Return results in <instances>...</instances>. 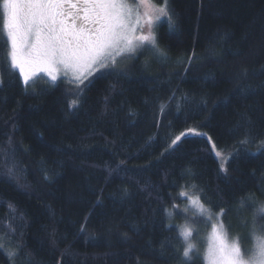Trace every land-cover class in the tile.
<instances>
[{"label":"trees","instance_id":"16d2710c","mask_svg":"<svg viewBox=\"0 0 264 264\" xmlns=\"http://www.w3.org/2000/svg\"><path fill=\"white\" fill-rule=\"evenodd\" d=\"M169 4L174 26L157 28L164 55L143 51L112 75L97 73L71 110L72 84L24 86L0 28V146L15 148L22 170L18 182L0 175V236L21 244L31 264H178L169 249L182 216L170 201L186 180L213 211L229 209L228 228L253 223L264 202V0ZM249 132L253 142L241 145ZM209 138L229 157L227 173ZM191 264H204L199 252Z\"/></svg>","mask_w":264,"mask_h":264},{"label":"snow or ice","instance_id":"6c2138e0","mask_svg":"<svg viewBox=\"0 0 264 264\" xmlns=\"http://www.w3.org/2000/svg\"><path fill=\"white\" fill-rule=\"evenodd\" d=\"M173 17L169 0H159V3L154 0H0V28L8 45L10 69L13 73L18 70L26 88L40 73L47 76L53 86L64 77L76 90L68 104L70 110L79 106L84 89L97 73L112 75L117 72L122 59H133L143 51L163 56L157 28L165 20L172 28ZM168 99L173 101L175 94ZM166 108V104H161L160 113L163 114ZM177 110H180L179 104ZM187 133L206 135L193 127H189ZM185 135L181 132L172 138L168 148L175 146ZM252 142L250 132L239 141L241 145ZM209 143L221 160L220 171L227 173L229 157L211 138ZM258 147L264 149V138L259 139ZM19 163L15 148L0 146V169L3 170L0 175L18 182L22 176ZM43 178L49 179L46 171ZM178 198L187 201L185 208L180 209ZM250 199L253 198H242L240 206L246 207ZM8 207L10 212L16 211L11 203ZM170 207L186 214L185 224L178 232L180 240L174 249H169L178 264H191L198 252L194 242L197 226L207 221L214 222L207 237L204 264H264V223H261L264 221V202L259 203L253 214L250 231L253 244L247 251L242 248L239 238L230 240L228 237L223 217L229 209L221 205L219 211H213L217 206L205 200L203 189L196 184H189L186 180L180 185L178 197L172 198ZM190 209H195L191 217L187 216ZM162 211L168 219L173 217L174 211L169 208ZM245 226H248L247 222ZM7 227L14 236L17 229L11 222ZM165 250L162 244L161 254ZM0 255L6 257L8 264H17L18 261L31 264L30 253H24L21 244L5 243L4 236H0Z\"/></svg>","mask_w":264,"mask_h":264},{"label":"rangeland","instance_id":"374dc122","mask_svg":"<svg viewBox=\"0 0 264 264\" xmlns=\"http://www.w3.org/2000/svg\"><path fill=\"white\" fill-rule=\"evenodd\" d=\"M154 2L159 3V1H155V0H154ZM158 57H160V56H158ZM36 78H42V79L48 81V77L45 76L43 73L38 74V76ZM59 80H64L65 81V78L61 77ZM186 205H187V201L184 203L182 209L185 208ZM193 212H195V209H190L189 212L187 213V216H189V215L192 216ZM179 215L182 216L180 222L178 223V226L180 228V226H183L185 224L184 217H185L186 214L183 211H179ZM213 222L214 221H207L206 223L205 222H201L202 225L199 224V225H201V228H199V225L197 226V232H196V235H195L194 242L197 244L198 252L201 254L202 258H203L204 251H205V249L207 247V237H208V235H209V233L211 231V224ZM252 225H253V223L250 222L249 225L247 226V229H245L246 233L243 230H241L242 228H240V229L239 228H232V227L228 228V226H227V232H228L229 239L231 240V239L239 238L240 241H241V244H242V248L245 251H247L249 248H251V246L253 244V240H252V238L250 236V231H251ZM243 232L246 234L245 236H242ZM242 238H243L244 241L242 240Z\"/></svg>","mask_w":264,"mask_h":264}]
</instances>
